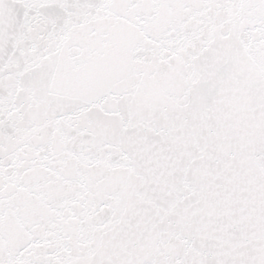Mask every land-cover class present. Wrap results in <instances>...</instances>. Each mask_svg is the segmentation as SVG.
I'll return each mask as SVG.
<instances>
[{
	"label": "snow or ice",
	"instance_id": "snow-or-ice-1",
	"mask_svg": "<svg viewBox=\"0 0 264 264\" xmlns=\"http://www.w3.org/2000/svg\"><path fill=\"white\" fill-rule=\"evenodd\" d=\"M0 264H264V0H0Z\"/></svg>",
	"mask_w": 264,
	"mask_h": 264
}]
</instances>
